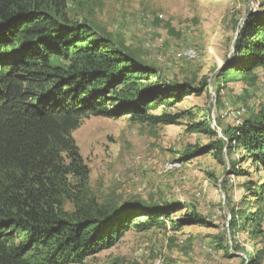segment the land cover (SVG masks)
<instances>
[{
  "label": "rangeland",
  "instance_id": "374dc122",
  "mask_svg": "<svg viewBox=\"0 0 264 264\" xmlns=\"http://www.w3.org/2000/svg\"><path fill=\"white\" fill-rule=\"evenodd\" d=\"M259 13L264 0L67 1L72 22L92 26L164 82L187 86L182 101L156 113L194 116L152 126L128 114L81 119L72 137L96 200L159 205L175 224L129 229L84 264H264V165L227 138L264 113V67L226 71L245 65L237 43Z\"/></svg>",
  "mask_w": 264,
  "mask_h": 264
},
{
  "label": "trees",
  "instance_id": "16d2710c",
  "mask_svg": "<svg viewBox=\"0 0 264 264\" xmlns=\"http://www.w3.org/2000/svg\"><path fill=\"white\" fill-rule=\"evenodd\" d=\"M67 1L0 0V264H84L129 229L175 228L159 205L100 204L72 133L91 116L128 114L150 126L193 118L191 111L156 113L188 88L164 82L92 26L72 22ZM237 45L245 65L226 71L264 67V13L250 17ZM231 137L264 165V113L232 128ZM185 215L197 221L192 210Z\"/></svg>",
  "mask_w": 264,
  "mask_h": 264
},
{
  "label": "bare ground",
  "instance_id": "6f19581e",
  "mask_svg": "<svg viewBox=\"0 0 264 264\" xmlns=\"http://www.w3.org/2000/svg\"><path fill=\"white\" fill-rule=\"evenodd\" d=\"M195 54V53H194ZM183 55H185V57L188 55V56H192L193 55V52L192 51H189L187 50V52L183 53ZM181 56V55H180ZM187 58V57H186ZM172 166V165H170ZM170 168V167H169ZM172 168V167H171ZM153 264H161V261L160 259H156L155 262Z\"/></svg>",
  "mask_w": 264,
  "mask_h": 264
}]
</instances>
